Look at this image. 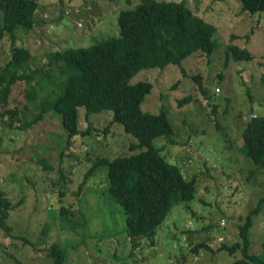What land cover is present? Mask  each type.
<instances>
[{
    "label": "rangeland",
    "instance_id": "374dc122",
    "mask_svg": "<svg viewBox=\"0 0 264 264\" xmlns=\"http://www.w3.org/2000/svg\"><path fill=\"white\" fill-rule=\"evenodd\" d=\"M186 1L217 27L216 49L185 57V74L168 64L142 69L130 83H152L141 109L155 114L163 106L172 130L152 143L186 179L196 177L197 192L189 205L171 208L153 237L134 241L125 234L121 207L110 197L106 167L87 176L100 157L112 159L140 149L130 148L136 139L116 122L104 132L111 111L87 115L79 109V128L90 125L100 132L72 137L67 147L65 130L54 112L44 113L26 129L23 122L37 116L41 101L52 97L64 78L51 54L117 36L119 11L139 0H40L32 28L19 26L15 37L5 33L0 38V70L20 46L31 52V68L43 70L20 82L25 96L14 91L22 120L12 125L7 118L0 120V188L14 206L8 219L12 235L0 228V264H54L45 251L52 243L64 248V264H231L241 259L239 251L231 256L219 248L240 241L238 226L264 194V167L254 168L241 147L246 121L264 115V10L243 11L239 0ZM231 44L248 49L252 58H228ZM195 75L202 76L206 93ZM30 83L37 89L29 92ZM185 97L191 100L178 106ZM61 207L68 211L66 221L60 218ZM249 235L250 251L264 253V204ZM201 242L213 250L201 247L193 253Z\"/></svg>",
    "mask_w": 264,
    "mask_h": 264
},
{
    "label": "trees",
    "instance_id": "16d2710c",
    "mask_svg": "<svg viewBox=\"0 0 264 264\" xmlns=\"http://www.w3.org/2000/svg\"><path fill=\"white\" fill-rule=\"evenodd\" d=\"M239 2L243 11L254 13L264 10V0ZM39 3L40 0H0V38L5 33L15 37L19 26L32 28L37 22ZM117 24V36L107 37L88 47H69L51 54L54 62L59 63L58 70L64 78L59 80L54 95L41 101L37 116L30 122H23V128L39 122L44 113L54 112L65 130L67 147L72 137L100 132L90 125L86 130L79 128V109L86 111L87 115L111 111V119L104 132H107L109 124L116 122L136 139L131 142L130 148L140 149L112 159L100 157L90 167L87 176L99 167H106L110 197L121 207L125 234L134 241L143 236L153 237L173 206L179 203L189 205L195 198L197 184L196 177L186 179L178 166L168 163L152 143L153 138L172 133L163 106L155 114L141 109L152 83L147 80L130 83V79L142 69H162L168 64L185 74L182 66L185 57L199 50L212 53L216 49L217 27L195 13L186 0H139L134 7L119 11ZM235 37L231 36L232 39ZM227 57L251 59L252 54L246 48L231 44ZM30 58L29 49L20 46L13 50L9 61L0 70V120L7 118L10 125L15 120H22L18 106L14 104V91L17 89L19 95L25 96L19 89L20 82L43 72L40 68H31ZM194 78L206 93L202 76L195 75ZM33 88L37 89V85L30 83L27 90L32 92ZM30 95L36 99V94ZM186 99L191 100L185 97L178 100L177 105L182 106ZM25 108L28 109V102ZM241 137L246 159L252 161L254 168L264 167V115L250 117ZM169 140L173 141L172 138ZM62 154L61 150L58 153L59 162ZM263 204L264 194L238 226L240 241L233 245L223 243L219 248V251L231 256L240 252L241 259L231 264H264V253L258 255L250 251L249 237V229ZM13 207L7 194L0 188V228L9 235L13 232V227L8 224ZM67 213V209L61 207L62 221L68 219ZM14 236L31 243L22 235ZM201 247L213 250L207 242H201L193 248V253H197ZM45 251L54 264H64L65 250L59 244L52 243Z\"/></svg>",
    "mask_w": 264,
    "mask_h": 264
},
{
    "label": "built area",
    "instance_id": "2783aa9c",
    "mask_svg": "<svg viewBox=\"0 0 264 264\" xmlns=\"http://www.w3.org/2000/svg\"><path fill=\"white\" fill-rule=\"evenodd\" d=\"M216 91H220V89H219V88H217V89H216ZM222 224H223V225H226V222H225V221H223V222H222ZM221 238H222V237H221Z\"/></svg>",
    "mask_w": 264,
    "mask_h": 264
},
{
    "label": "clouds",
    "instance_id": "9594fccd",
    "mask_svg": "<svg viewBox=\"0 0 264 264\" xmlns=\"http://www.w3.org/2000/svg\"><path fill=\"white\" fill-rule=\"evenodd\" d=\"M255 115H253L252 117H254Z\"/></svg>",
    "mask_w": 264,
    "mask_h": 264
}]
</instances>
